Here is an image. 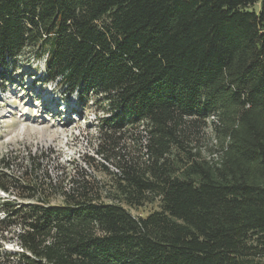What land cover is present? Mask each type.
<instances>
[{
  "label": "trees",
  "instance_id": "16d2710c",
  "mask_svg": "<svg viewBox=\"0 0 264 264\" xmlns=\"http://www.w3.org/2000/svg\"><path fill=\"white\" fill-rule=\"evenodd\" d=\"M26 49L78 104L102 96L101 125H146L147 160L117 176L126 204L160 209L137 217L87 182L65 204L0 196V238L19 223L22 249L0 264H264V0H0L4 89Z\"/></svg>",
  "mask_w": 264,
  "mask_h": 264
},
{
  "label": "rangeland",
  "instance_id": "374dc122",
  "mask_svg": "<svg viewBox=\"0 0 264 264\" xmlns=\"http://www.w3.org/2000/svg\"><path fill=\"white\" fill-rule=\"evenodd\" d=\"M259 8V3L252 7ZM45 57L37 49H26L18 70L11 60L5 69L10 77L5 89L0 82V182L11 188L7 192L0 187L1 197L17 203L43 199L50 204H65L73 188L87 182L96 201L121 203L137 217L159 210L158 199L141 206L126 204L120 188L122 180L117 176L126 169L125 164L147 160L146 125L118 133L101 125L97 116L107 112L103 111L106 103L102 96L89 98L86 107L78 104L65 87L44 77ZM215 120L210 117L208 126L193 141L196 151L206 158L215 156L219 147L218 136L210 127ZM27 186L36 188L33 197L28 196ZM2 217L0 208V220ZM5 226L0 223V231ZM20 228L14 223L8 239L0 238L1 252L22 250L15 240ZM2 260H7L3 254Z\"/></svg>",
  "mask_w": 264,
  "mask_h": 264
},
{
  "label": "bare ground",
  "instance_id": "6f19581e",
  "mask_svg": "<svg viewBox=\"0 0 264 264\" xmlns=\"http://www.w3.org/2000/svg\"><path fill=\"white\" fill-rule=\"evenodd\" d=\"M42 136H44V133H42ZM54 138H56L55 136L54 137H50L49 140H53Z\"/></svg>",
  "mask_w": 264,
  "mask_h": 264
},
{
  "label": "built area",
  "instance_id": "2783aa9c",
  "mask_svg": "<svg viewBox=\"0 0 264 264\" xmlns=\"http://www.w3.org/2000/svg\"><path fill=\"white\" fill-rule=\"evenodd\" d=\"M1 196V195H0ZM3 217H4V215H3Z\"/></svg>",
  "mask_w": 264,
  "mask_h": 264
}]
</instances>
